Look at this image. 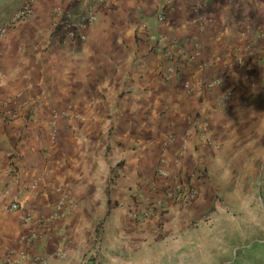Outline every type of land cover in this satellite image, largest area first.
<instances>
[{
	"label": "crops",
	"instance_id": "0c3cea01",
	"mask_svg": "<svg viewBox=\"0 0 264 264\" xmlns=\"http://www.w3.org/2000/svg\"><path fill=\"white\" fill-rule=\"evenodd\" d=\"M32 2L34 14L8 27ZM98 3L0 0V98L20 115L0 121V264L22 251V264L38 256L81 264L97 240L104 255L108 243L128 249L173 222L180 232L215 211L219 197L264 183V0H106L86 40L69 41L70 22ZM195 49L201 54L188 58ZM166 51L186 60L168 61ZM245 51L250 62L239 65ZM169 69L170 83L161 75ZM227 91L234 96L224 101ZM170 132L187 140L181 170L201 174L199 198L134 223V196L147 195L144 180ZM17 197L20 209L8 213ZM31 233L42 238L26 251L20 239Z\"/></svg>",
	"mask_w": 264,
	"mask_h": 264
},
{
	"label": "built area",
	"instance_id": "2783aa9c",
	"mask_svg": "<svg viewBox=\"0 0 264 264\" xmlns=\"http://www.w3.org/2000/svg\"><path fill=\"white\" fill-rule=\"evenodd\" d=\"M98 7L91 10L89 15L80 22H70L69 30L66 33V38L73 42H82L86 40V31L89 30L94 24L97 23L99 19V12L102 7L106 4V0H98ZM34 2L27 4L21 10H19L13 17L8 21V27L16 28L18 25L23 23L25 20L30 18L34 14ZM5 30L1 31L3 35ZM181 53L174 54L171 51H166L164 53V58L168 61L174 59H181L184 61ZM201 54L200 49H195L188 54V58L192 59L198 57ZM236 63L239 65L249 64V55L246 51L239 56L234 58ZM187 62H185L186 64ZM175 72L172 69L161 72L162 78L165 82H172V78ZM220 83L218 81L210 82L207 85V89H215ZM185 89L188 94L194 92L193 84L190 81H186ZM234 96L233 91H227L224 94V101L231 99ZM13 103L9 99L0 98V121H15L19 118V112L10 108ZM60 120V116L57 112L52 113V121L55 127H57ZM206 130V129H205ZM203 130V132H206ZM204 137V136H203ZM212 147L217 150L219 149L218 144L210 142V140L205 139ZM179 143L180 150L178 154L171 158L170 150L173 145ZM188 149L187 140L183 136L181 137L177 133H167L163 142L160 146V155L157 166L154 171L147 175L144 180V187L146 188L147 195L140 197L138 195L134 196L136 199L133 201V205L129 210L131 220L134 223L144 222L146 220L163 218L165 214L169 211L171 205H182L188 204L196 201L199 198V189L195 185L196 179L200 178V173L196 172H184L181 170L182 161L181 156ZM41 179L36 180L31 186L32 190H38ZM20 197L13 199L10 205L6 208L8 213H15L20 208ZM30 220V216L26 217L25 221ZM42 235L39 233H31L30 235L24 236L20 239V245L27 249ZM2 239V228L0 225V241ZM26 253L22 252H10L6 254L3 259L5 264H22V259L25 257ZM57 256L59 258H64L66 255L63 250L59 249L57 251ZM45 259L38 256L34 260V264H42Z\"/></svg>",
	"mask_w": 264,
	"mask_h": 264
},
{
	"label": "rangeland",
	"instance_id": "374dc122",
	"mask_svg": "<svg viewBox=\"0 0 264 264\" xmlns=\"http://www.w3.org/2000/svg\"><path fill=\"white\" fill-rule=\"evenodd\" d=\"M250 192H255L264 200V183L254 188H242L240 192L235 189V192L217 197L219 204L215 211L195 216L179 233L207 236L218 241L217 246L210 249L211 264H264V228L249 225L236 202L241 195ZM172 235L173 231L165 232L163 228L148 231L139 241L131 242L128 249L115 248L108 243L104 255L103 245L99 243L101 240H97L96 248L85 255L81 264H128L130 255L139 251L141 246L158 245Z\"/></svg>",
	"mask_w": 264,
	"mask_h": 264
},
{
	"label": "clouds",
	"instance_id": "9594fccd",
	"mask_svg": "<svg viewBox=\"0 0 264 264\" xmlns=\"http://www.w3.org/2000/svg\"><path fill=\"white\" fill-rule=\"evenodd\" d=\"M239 212L252 226L264 228V200L255 192L241 195L236 199ZM173 235L158 245L147 244L133 252L128 264H211L210 249L218 241L207 236L181 235L179 225L173 222Z\"/></svg>",
	"mask_w": 264,
	"mask_h": 264
}]
</instances>
